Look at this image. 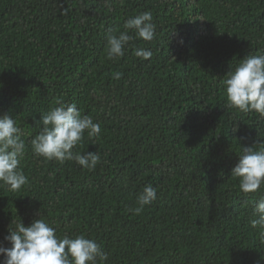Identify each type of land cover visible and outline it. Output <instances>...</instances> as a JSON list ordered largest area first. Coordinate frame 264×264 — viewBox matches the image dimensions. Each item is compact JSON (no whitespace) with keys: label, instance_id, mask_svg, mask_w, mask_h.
Masks as SVG:
<instances>
[{"label":"trees","instance_id":"obj_1","mask_svg":"<svg viewBox=\"0 0 264 264\" xmlns=\"http://www.w3.org/2000/svg\"><path fill=\"white\" fill-rule=\"evenodd\" d=\"M145 11L154 39L108 59L107 37ZM247 55H264V0H0V115L20 129L28 181L0 185V246L43 219L95 240L103 264H264L251 225L264 185L243 193L231 174L243 147L264 148V117L229 107L223 84ZM60 103L100 125L73 149L99 154L93 170L32 151ZM147 185L157 199L136 214Z\"/></svg>","mask_w":264,"mask_h":264},{"label":"clouds","instance_id":"obj_2","mask_svg":"<svg viewBox=\"0 0 264 264\" xmlns=\"http://www.w3.org/2000/svg\"><path fill=\"white\" fill-rule=\"evenodd\" d=\"M155 24L152 13L145 11L124 24V31L107 37V58L117 60L124 56L129 42L135 37L152 41L155 36ZM129 30L135 36L129 35ZM152 52L143 48L135 50V56L142 60L152 57ZM121 73L114 74L120 79ZM229 107L241 112H255L264 117V55H247L234 70L228 72L223 81ZM43 128L31 139L32 151L36 156L63 164L75 161L84 169L93 170L100 161L97 152H73L75 146L83 139L85 130L88 137H98L101 128L87 115H81L76 104L60 103L41 118ZM25 141L20 137V129L8 115H0V185L9 191H19L27 177L19 168V157L25 151ZM243 154L235 167L232 176L238 178L243 193L256 192L264 185V148L254 150L243 147ZM157 199L156 189L147 185L137 197L138 207L133 211L139 214L146 205ZM256 219L252 227H259L261 241H264V198L255 203ZM10 246H0V264H103L107 253L93 239L83 234L70 238L56 235V230L43 219L33 220L25 226L21 221L15 230L8 231L4 237Z\"/></svg>","mask_w":264,"mask_h":264}]
</instances>
